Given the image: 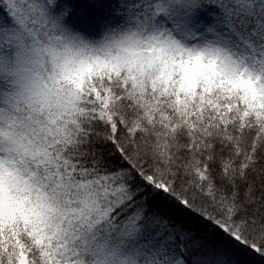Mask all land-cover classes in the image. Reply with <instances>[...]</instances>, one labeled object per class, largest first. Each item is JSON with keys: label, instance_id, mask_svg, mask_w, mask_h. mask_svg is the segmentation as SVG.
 I'll use <instances>...</instances> for the list:
<instances>
[{"label": "snow or ice", "instance_id": "snow-or-ice-1", "mask_svg": "<svg viewBox=\"0 0 264 264\" xmlns=\"http://www.w3.org/2000/svg\"><path fill=\"white\" fill-rule=\"evenodd\" d=\"M0 264H264V0H0Z\"/></svg>", "mask_w": 264, "mask_h": 264}]
</instances>
